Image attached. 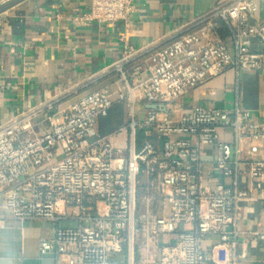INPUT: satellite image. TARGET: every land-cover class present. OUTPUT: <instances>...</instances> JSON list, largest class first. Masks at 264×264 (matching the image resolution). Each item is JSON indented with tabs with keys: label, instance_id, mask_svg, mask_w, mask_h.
Masks as SVG:
<instances>
[{
	"label": "built area",
	"instance_id": "2783aa9c",
	"mask_svg": "<svg viewBox=\"0 0 264 264\" xmlns=\"http://www.w3.org/2000/svg\"><path fill=\"white\" fill-rule=\"evenodd\" d=\"M257 10L255 0H231L142 51H126L108 70L125 86L115 98L105 88L62 108V97L55 98L0 125V198L10 219L52 225V238L39 243L41 255L51 254L54 264H135L141 233L145 249L154 251L151 264H239L246 257L237 209L261 188L256 179L264 177V157L256 158L255 142L264 149V123L250 122L238 106L230 111L195 105L172 119L167 105L225 69L262 68L264 24L255 19ZM133 12L134 0H89V10L74 20L114 24ZM134 58L140 62L131 64ZM74 94L75 89L63 97ZM141 101L157 108L141 118ZM117 102L128 109L125 149L95 130L96 120ZM40 118L45 130L37 134ZM227 128L232 143L220 139ZM202 146L217 149L215 165L232 179L231 186L204 185ZM242 167L247 188L238 186ZM152 205L159 211L151 212ZM182 224L191 229L180 230ZM161 234H177V240L160 244ZM208 235L217 243L204 249L201 241ZM256 237L264 249V232Z\"/></svg>",
	"mask_w": 264,
	"mask_h": 264
},
{
	"label": "crops",
	"instance_id": "0c3cea01",
	"mask_svg": "<svg viewBox=\"0 0 264 264\" xmlns=\"http://www.w3.org/2000/svg\"><path fill=\"white\" fill-rule=\"evenodd\" d=\"M7 1L0 0V4ZM229 1L134 0V12L128 20L88 25L77 24L74 19L89 10V0H24L12 6L0 14V125L38 103L55 98L62 97L59 108L95 89L105 88L115 98L117 91L125 86L116 73L108 70L126 51H142ZM255 1L258 5L255 19L264 24V0ZM222 34L231 48L228 32L224 30ZM252 48L259 49L257 41L252 42ZM137 62L140 58H134L131 64ZM74 89L76 94L63 97ZM195 105L230 111L238 106L249 113L250 122L264 123V58L258 70L225 69L168 104L167 111L172 119H177ZM137 109L143 118L149 105L141 101ZM127 118L126 104L117 102L105 117L96 120L95 130L99 135H112L113 145L125 149L127 131L122 128ZM34 130L37 134L45 130L41 118ZM138 135L141 138L142 133ZM220 139L232 143L231 129H221ZM255 144L259 147L256 158H263L262 143ZM242 147L245 152L247 140H243ZM217 153L215 147H200V160L205 166L204 185L231 186L232 179L223 177L215 165ZM256 181L261 188L254 190L251 198L238 203V239L247 246V255L239 264H264V249L256 237L264 232V177ZM238 186H249L243 167ZM150 211L156 213L159 208L152 205ZM64 225L73 226L74 222ZM179 229L189 230L191 224H182ZM53 232L48 221L10 219L3 197L0 198V264H54L51 254L39 253V243L50 240ZM158 239L160 244H172L177 234H161ZM216 243L217 237L208 235L202 239L201 246L209 249ZM134 259L135 264H151L155 259L153 249H145L141 233L136 239Z\"/></svg>",
	"mask_w": 264,
	"mask_h": 264
},
{
	"label": "water",
	"instance_id": "95a60500",
	"mask_svg": "<svg viewBox=\"0 0 264 264\" xmlns=\"http://www.w3.org/2000/svg\"><path fill=\"white\" fill-rule=\"evenodd\" d=\"M22 1H24V0H9V1L5 2V3L0 4V14L2 12L6 11L7 9L11 8L12 6L22 2ZM149 108L150 109H155V108H157V106L149 105Z\"/></svg>",
	"mask_w": 264,
	"mask_h": 264
},
{
	"label": "trees",
	"instance_id": "16d2710c",
	"mask_svg": "<svg viewBox=\"0 0 264 264\" xmlns=\"http://www.w3.org/2000/svg\"><path fill=\"white\" fill-rule=\"evenodd\" d=\"M138 138H139V135H138ZM140 139V138H139Z\"/></svg>",
	"mask_w": 264,
	"mask_h": 264
}]
</instances>
